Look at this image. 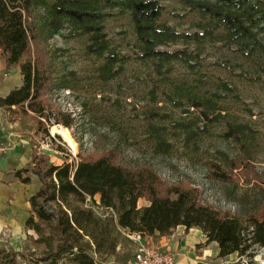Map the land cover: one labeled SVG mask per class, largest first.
<instances>
[{
	"label": "trees",
	"instance_id": "obj_1",
	"mask_svg": "<svg viewBox=\"0 0 264 264\" xmlns=\"http://www.w3.org/2000/svg\"><path fill=\"white\" fill-rule=\"evenodd\" d=\"M176 1L208 18L209 23H199L197 32L178 31L160 21L164 5L159 0H52L46 17L38 24L35 10L41 0H0V58L6 72L16 68L21 75L18 86L5 95L0 94V107L34 115L39 133L52 144L55 138L60 139L57 134L50 135L48 126L51 129L52 124H60L71 128L72 122L47 97L66 86L54 76L48 42L69 22L72 36H86V55L102 60L97 76L102 81L113 79L122 71L125 57L110 48L104 20L111 13L104 12L105 7L129 14L139 45L137 57L153 60L156 75H162L166 70L164 64L171 61L195 68L201 59L198 52L185 47H165L177 40H214L219 28L227 46L239 44L243 50L251 44V50L257 49L264 57V45L258 41L252 22L247 21L251 11L246 8H255L251 0ZM219 64L234 75L259 78L248 71ZM219 88L223 93L216 91L202 99L189 98L188 107L200 108V118L205 124L225 123L224 136L236 146L238 153L229 157L218 152L220 164L208 162V167L211 177L232 182L237 171L243 175L254 173L256 131L245 123L226 120L219 100L233 93L234 88L223 83ZM157 90V84L153 83L149 93L156 94ZM147 113L146 136L153 141L155 149L166 150L169 144L164 140V127L155 121L165 116L152 108ZM193 127L179 122L177 128L187 132V138L195 142L205 125L199 129ZM56 149L66 151L60 144ZM66 153L63 163L56 164L35 145L27 165L13 171L12 175L25 184L30 183V174L35 175L40 185L28 198L30 208L24 227L30 245H24L21 251L0 247V264H108L109 257L122 264L131 258V253L124 250L131 243L126 234L170 235L179 225L200 229L206 236L205 244L217 243L220 257L234 252L242 255L253 245L264 247V195L259 207L242 218L205 203L198 189L187 181L165 182L149 163L138 166L123 163L115 145L90 151L79 147L74 157ZM87 196L92 205L111 208L115 217H101L86 207ZM139 199L148 204L138 207Z\"/></svg>",
	"mask_w": 264,
	"mask_h": 264
},
{
	"label": "rangeland",
	"instance_id": "obj_2",
	"mask_svg": "<svg viewBox=\"0 0 264 264\" xmlns=\"http://www.w3.org/2000/svg\"><path fill=\"white\" fill-rule=\"evenodd\" d=\"M52 0H41L35 10V19L41 24L46 17L48 4ZM164 5L160 19L181 32L200 31L199 23L207 25L209 19L198 12L189 10L176 0H159ZM255 6L247 21H251L253 31L264 45V0H251ZM111 13L104 20V31L110 48L125 57L123 69L109 81H102L97 76V67L102 60L86 55L84 46L86 36H72V26L65 22L60 32L48 42L52 55L54 76L66 84L47 95L72 122L71 128L60 124L51 133H59L55 143L39 133L34 115L0 110V121L22 124L31 131L24 132L32 137V143L50 156L56 164H62L66 151L73 157L79 147L84 151L94 148L117 146L121 152V161L130 166L143 163L152 165L156 173L170 184L187 181L198 189L202 200L221 210H228L242 218L256 210L264 195V57L250 47L240 50L239 44L227 46L219 28L213 39L201 42L177 40L167 49L185 47L200 54V63L190 68L181 61L164 64L162 75L153 70V60L137 57L139 45L134 33L130 16L116 8H103ZM224 63L236 71H248L259 78H245L232 74L220 66ZM21 83V75L16 68L5 69L0 58V94L8 88ZM156 83V94L149 93ZM234 88L219 100L226 120L245 123L256 131V148L252 157L254 173L235 172L233 181H222L211 177L208 162L220 164L218 152L229 157L238 153L236 146L224 136L225 123L205 124L199 114L200 108L188 107L189 98H205L219 91L221 84ZM156 100L154 102L153 100ZM155 109L165 117L156 118L157 124L164 127V140L169 144L166 150L155 149L154 143L146 136V115L149 109ZM186 111V112H185ZM53 118H51V121ZM179 122L194 125L203 132L197 134L195 142L187 138V132L177 128ZM174 123V125H171ZM31 125V126H30ZM61 129H67L75 142L71 149L63 139ZM50 131V126H48ZM50 133V132H49ZM51 135V134H50ZM56 135V134H55ZM192 143V145L190 144ZM60 144L66 151L57 150ZM147 202L141 199L137 206ZM148 203V202H147ZM25 245H30L26 239ZM4 243H7L5 240ZM136 243L131 239L124 250L134 253Z\"/></svg>",
	"mask_w": 264,
	"mask_h": 264
},
{
	"label": "crops",
	"instance_id": "obj_3",
	"mask_svg": "<svg viewBox=\"0 0 264 264\" xmlns=\"http://www.w3.org/2000/svg\"><path fill=\"white\" fill-rule=\"evenodd\" d=\"M10 89L1 95H5ZM3 109L0 107V110ZM27 129L16 121L7 122V119L5 122L0 121V139L9 145L8 152L0 156V247L8 246L16 251H21L26 244L27 231L24 223L29 215L28 198L40 185L35 175H29L31 181L27 184L12 175L13 171L27 165L32 147L35 146L31 141L32 137L24 134L31 133ZM140 201L141 199L137 203ZM147 204L144 201L142 206ZM2 231L6 232V235H2ZM5 240L7 243H4ZM144 240L156 248L172 251L176 264H235L237 258L236 252L223 257L218 256L217 243L212 241L205 244V234L195 227L185 229L179 225L170 235H147ZM114 260V257H109L106 262L118 264ZM122 264H134L133 254L131 253V258Z\"/></svg>",
	"mask_w": 264,
	"mask_h": 264
},
{
	"label": "built area",
	"instance_id": "obj_4",
	"mask_svg": "<svg viewBox=\"0 0 264 264\" xmlns=\"http://www.w3.org/2000/svg\"><path fill=\"white\" fill-rule=\"evenodd\" d=\"M9 150V145L0 139V156L5 155ZM98 204V203H97ZM85 206L92 208L95 213L101 217L114 216L111 208L92 205L90 197L87 196ZM2 235L6 232L2 231ZM136 243L133 253L134 264H176L175 254L170 250L156 248L144 240V236L139 233L126 234ZM235 264H264V247L253 245V247L242 255L237 254Z\"/></svg>",
	"mask_w": 264,
	"mask_h": 264
},
{
	"label": "bare ground",
	"instance_id": "obj_5",
	"mask_svg": "<svg viewBox=\"0 0 264 264\" xmlns=\"http://www.w3.org/2000/svg\"><path fill=\"white\" fill-rule=\"evenodd\" d=\"M52 131H53V129H52ZM50 132H51V129H50ZM61 133H62L63 139L68 143V145L71 147V149L74 150L75 149V142L71 138L68 130L67 129H61Z\"/></svg>",
	"mask_w": 264,
	"mask_h": 264
},
{
	"label": "water",
	"instance_id": "obj_6",
	"mask_svg": "<svg viewBox=\"0 0 264 264\" xmlns=\"http://www.w3.org/2000/svg\"><path fill=\"white\" fill-rule=\"evenodd\" d=\"M49 132H50V131H49ZM50 134H51V136H54L55 134L60 135L59 133L52 134L51 132H50Z\"/></svg>",
	"mask_w": 264,
	"mask_h": 264
}]
</instances>
